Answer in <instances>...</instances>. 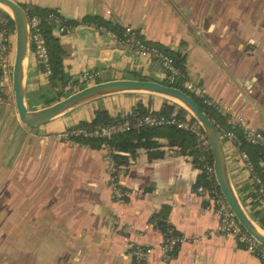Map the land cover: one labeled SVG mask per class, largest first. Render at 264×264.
Listing matches in <instances>:
<instances>
[{
  "label": "crops",
  "instance_id": "obj_1",
  "mask_svg": "<svg viewBox=\"0 0 264 264\" xmlns=\"http://www.w3.org/2000/svg\"><path fill=\"white\" fill-rule=\"evenodd\" d=\"M15 1L60 9L78 22L71 33L54 29V34L66 52L63 64L70 75L81 77L86 69L98 73L89 85L166 78L156 59L83 22L94 16L133 26L149 44L181 53L187 83L219 104L228 120L244 118L264 130V0ZM26 70L28 94L36 105L32 109L43 107L49 75L31 49ZM5 91L9 101L0 105V208L5 215L0 223L9 246L0 264H135L131 251L136 244L149 250V264H264L217 230L218 213L196 193L200 168L167 138L154 137L162 157L151 160L145 148L123 153L129 163L123 165L122 183L130 196L118 203L111 196L104 146L66 136L81 121H90L99 107L128 113L142 101L158 110L164 96L111 94L33 128L18 116L12 84ZM224 150L232 183L247 209L243 198L251 190L250 172L233 142L224 140ZM166 211L171 229L185 238L170 262L164 261L165 232L153 221Z\"/></svg>",
  "mask_w": 264,
  "mask_h": 264
},
{
  "label": "trees",
  "instance_id": "obj_2",
  "mask_svg": "<svg viewBox=\"0 0 264 264\" xmlns=\"http://www.w3.org/2000/svg\"><path fill=\"white\" fill-rule=\"evenodd\" d=\"M26 10L28 15L31 17L34 14H38L44 17L43 30L46 36L47 45L50 54V65L51 74H49V85L47 91L42 93V100L46 105H50L55 101L63 99L64 97L70 95L71 93L84 88L89 85L90 81H81L80 77H74L70 75L64 68L63 57L66 52L62 45V42L58 36L54 34V29L57 27V22L55 19H49L48 15L52 12H56L57 9L46 8L38 5L21 4ZM58 17L62 19V22L67 25H72L73 27L78 23L76 20L68 18L67 16H61L57 14ZM0 16L3 19L0 22V31L4 28L8 30L15 29V23L11 14L0 6ZM83 22L88 24H95L97 27L104 26L112 31L122 33L123 26L118 25L112 20H106L99 17L88 16L84 18ZM148 43V42H147ZM149 44V43H148ZM157 46L158 48L169 54L173 60L174 65L178 70L176 80L170 82L169 78L164 80H156L161 83L175 86L190 94L200 105L202 110L215 122L218 129L221 128L226 130H234L238 135V141L233 142V144L239 149V151L246 152L250 156L251 160L255 164V172L250 174L252 179V185L250 193L243 198V202L247 208V211L252 216L254 221L264 230V149L258 144H252L247 141L245 137V132L239 126H233L228 122V116L220 110L219 104L213 102L205 95H197L194 91L190 90L186 83L188 82V77L186 76L185 58L181 53L170 51L169 49H164L156 44H150ZM41 63V62H40ZM42 67L44 65L41 63ZM141 79H147L142 77ZM1 90V89H0ZM164 102L160 109L154 110L151 106L145 105L142 101L133 109V111L128 113H111L107 108L99 107L94 111V116L90 121L83 120L75 127L69 129L66 133H70L72 130L77 128H87L93 129L101 126H106L109 124L118 123L124 120H132L133 118L145 115V114H160L165 116H175L179 120H190L192 122H197L196 118L190 114V111L181 105L180 103L173 101L167 97L164 98ZM27 100L32 108L34 104V99L30 97L27 93ZM124 114V116H123ZM165 137L168 140V144L172 147H177L182 154L192 155L194 158V163L197 165L198 159L200 157H205L207 161L213 162L212 150H206L199 144V140L195 133L178 128L176 125H163L155 127H142L141 129L131 130L127 132L117 133L108 138H82L73 137L76 141L89 144L92 147L104 148L109 146L113 152V157L119 165H128V156L124 155V152H128L134 155L139 149L145 148L148 151L149 158L152 160L154 158L162 157L163 153H159L158 149L161 144L154 140V137ZM223 140H227L223 138ZM260 179V182L257 181ZM216 184V182H214ZM208 185V181L204 174L201 176L199 185ZM218 186V185H217ZM219 188V186H218ZM220 190V189H219ZM250 199V200H249ZM168 212L162 213L154 217V223L159 226L163 232L167 233L171 229V225L167 221ZM173 234H177L175 231Z\"/></svg>",
  "mask_w": 264,
  "mask_h": 264
},
{
  "label": "built area",
  "instance_id": "obj_3",
  "mask_svg": "<svg viewBox=\"0 0 264 264\" xmlns=\"http://www.w3.org/2000/svg\"><path fill=\"white\" fill-rule=\"evenodd\" d=\"M57 14L65 16L60 9L56 10ZM55 12L48 15L49 19H55L57 22L56 30L61 34L71 33L73 26L67 25L62 22V19L58 17ZM3 19L0 16V22ZM44 17L38 14L29 16V39L30 49L35 57L44 65L45 72L51 74L50 54L47 45L46 36L43 30ZM100 32L107 34L114 42L119 45L132 48L139 55L145 57H151L158 61L161 69L166 73L170 82L176 80L178 70L174 65L173 58L162 49L157 46L148 44L140 35V32L130 25L123 26L122 33L112 31L104 26L96 27ZM16 30H8L6 28L0 31V105L7 104L9 96L5 91L7 84H12V70L13 60L11 53L15 48V42L13 36H15ZM98 76L97 72L90 70H84L80 79L81 81H91ZM187 87L194 91L197 95H202V89L194 86L192 83H187ZM221 111L222 107L219 105ZM192 115V113L190 112ZM124 116V114H123ZM193 116V115H192ZM214 122V121H213ZM228 122L233 126H239L245 132V137L248 142L252 144H258L264 149V130L253 127L244 118H230ZM215 123V122H214ZM176 125L178 128L189 130L197 136L200 146L204 149H211L210 140L205 133L201 124L192 122L190 120H179L174 115L165 116L160 114H145L140 115L132 120H124L118 123L109 124L93 129L77 128L70 133H66L67 137H82V138H108L114 134L131 131L134 129H141L142 127L150 126H163V125ZM217 126V125H216ZM218 128V127H217ZM220 131V130H219ZM222 138H226L231 142H237L238 135L234 130H226L221 128L220 131ZM108 153L107 171L109 175L111 196L115 202L124 203L128 200L130 192L126 189L122 183L123 165H119L113 157V152L106 145L105 147ZM241 160L245 168L250 174L255 172V164L251 160L250 156L246 152L241 153ZM197 166L200 168L202 174L206 177L208 185H198L196 193L203 196L208 202V208L215 209L219 215V225L217 230L227 236L234 237L237 243L247 250L252 255L258 257L264 263V246L250 235L244 227L239 223L234 212L230 209L222 196L215 176L214 162H209L205 157H200L197 162ZM260 182V179L257 178ZM216 182V184L214 183ZM264 198V197H263ZM174 230L170 229L165 233V239L163 243L164 261L170 262L173 258L177 247L185 241V238L180 234H173ZM149 250L141 245H133L131 255L135 264H149L148 263Z\"/></svg>",
  "mask_w": 264,
  "mask_h": 264
},
{
  "label": "water",
  "instance_id": "obj_4",
  "mask_svg": "<svg viewBox=\"0 0 264 264\" xmlns=\"http://www.w3.org/2000/svg\"><path fill=\"white\" fill-rule=\"evenodd\" d=\"M0 4L11 14L15 23L16 52L12 70V86L14 103L21 122L33 128L40 127L81 104L121 92L155 93L180 103L201 124L210 140L216 181L226 203L244 229L264 246V230L244 207L232 183L222 135L213 120L190 94L178 87L156 80L125 78L93 83L50 105L32 109L27 102L26 86V62L30 52L29 15L15 0H0Z\"/></svg>",
  "mask_w": 264,
  "mask_h": 264
},
{
  "label": "rangeland",
  "instance_id": "obj_5",
  "mask_svg": "<svg viewBox=\"0 0 264 264\" xmlns=\"http://www.w3.org/2000/svg\"><path fill=\"white\" fill-rule=\"evenodd\" d=\"M2 8H4L3 6H1ZM14 42H15V48H14V58H15V52H16V34L15 36H13ZM14 61V60H13ZM14 63V62H13ZM30 93V92H29ZM99 103H104L103 99H99ZM102 100V101H101ZM40 101V99L36 100V103ZM35 103V102H34ZM36 105H32V107H34ZM5 215V208H0V219L2 216ZM9 246V241L8 238L6 237V228H5V224H1L0 223V261L2 259L7 258V255L5 253V250L7 249V247Z\"/></svg>",
  "mask_w": 264,
  "mask_h": 264
},
{
  "label": "bare ground",
  "instance_id": "obj_6",
  "mask_svg": "<svg viewBox=\"0 0 264 264\" xmlns=\"http://www.w3.org/2000/svg\"><path fill=\"white\" fill-rule=\"evenodd\" d=\"M0 6H3L2 4H0Z\"/></svg>",
  "mask_w": 264,
  "mask_h": 264
}]
</instances>
